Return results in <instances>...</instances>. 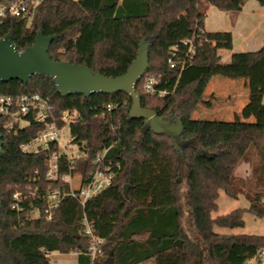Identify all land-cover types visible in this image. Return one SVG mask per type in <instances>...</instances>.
<instances>
[{
	"label": "trees",
	"instance_id": "obj_1",
	"mask_svg": "<svg viewBox=\"0 0 264 264\" xmlns=\"http://www.w3.org/2000/svg\"><path fill=\"white\" fill-rule=\"evenodd\" d=\"M202 0H40L30 23L6 15L0 21V39L9 36L16 50L35 42L38 32L55 35L48 48L54 61L82 64L105 77L126 73L141 47L149 53L144 76H158L163 95L143 92L142 79L135 88L141 106L153 110L171 124H181L180 132L154 133L146 119L129 116L131 99L124 92L94 93L90 96H63L47 75H33L26 82H0V93H39L48 98L51 113L58 119L62 111L75 112L68 125L71 143L86 153L72 168L62 156L58 174L80 175L86 184L98 164L96 152L106 149L103 163L110 167V184L87 198L84 205L64 195L52 210L51 218H30L34 207L43 209L44 200L34 201L28 191L70 185L47 180L50 149L22 153L20 144L44 128L30 113L29 125L9 132L0 125V264H49L48 254L77 253V264H264V235L221 234L219 228L244 224V210L264 215V193L257 192L248 208L235 209L213 217L218 192L236 198L234 173L250 147H254L264 167V122H235L197 119L192 116L214 75L234 78L254 72L264 74V45L254 51L232 53L220 66L218 50L232 48L228 31L204 30ZM217 9L236 12L247 0H206ZM264 5V0H257ZM192 40L193 53L182 42ZM174 68L168 58L171 51ZM204 70L181 81L185 69ZM226 64V65H227ZM243 66V69H239ZM112 104L110 113L100 115L98 107ZM65 123L58 122L60 127ZM211 155H200L199 151ZM187 190L181 194V176ZM129 184L127 198L123 186ZM21 192L19 208H13L14 194ZM188 225L184 226V219ZM86 218L95 236L102 239V254L91 262Z\"/></svg>",
	"mask_w": 264,
	"mask_h": 264
},
{
	"label": "built area",
	"instance_id": "obj_2",
	"mask_svg": "<svg viewBox=\"0 0 264 264\" xmlns=\"http://www.w3.org/2000/svg\"><path fill=\"white\" fill-rule=\"evenodd\" d=\"M39 1L40 0H0V21L6 15H10L11 17L14 16L25 19L27 24L30 23L35 6ZM182 43L188 46V55L193 53L192 40H184ZM175 54L176 52L174 50L171 51V55L168 58L170 68H174L175 66V61L173 60ZM184 65L183 62L182 68ZM186 67L183 69H186ZM141 79L144 93L157 96L165 93V90L160 87L159 75H143ZM112 107L113 105L111 103L100 106L98 107V113L100 115L110 113ZM51 109L52 107L51 104H49L48 98L42 97L39 93H0V125L7 131L14 133L28 126L29 120L26 119V116L30 113L33 115L34 120L45 124L42 130L24 140L19 148L22 153H38L47 149L49 150L51 144L55 143L57 149H53L48 153L46 164L47 172L45 177L47 180H58L61 177L58 174V161L62 156L69 162V167L72 168L75 160L85 156L86 153L82 151L80 147L71 143V135L69 140H64L62 143L63 135L61 134V130L63 127H60L58 122L63 121L65 123L64 125H69L75 121V112L64 110L58 119H56L53 117ZM74 146L76 147L75 150L72 149ZM61 147H64L63 150H60ZM106 152V149L96 152L94 163H97L98 166L90 175L86 184L83 185L80 183L79 179V187L73 189L70 186L68 191H62L59 188L45 191H37L35 188V190L28 191L34 201H45L43 209L34 207L29 213V217L33 219L43 215L49 219L51 218L50 215L52 210L57 207L60 199L64 197V195L76 197L79 199V202L84 205L87 198L94 196L97 192L108 186L112 178V173L110 167L103 163ZM72 176L73 175L65 174L61 177V181L63 183L67 182L70 185L69 180ZM21 196V192H16L14 194L15 203L13 208H19V199ZM83 223V231L85 235L88 236L87 254L91 262H93L97 260L103 252V248L101 247L102 239L94 235L86 218L83 219Z\"/></svg>",
	"mask_w": 264,
	"mask_h": 264
},
{
	"label": "water",
	"instance_id": "obj_3",
	"mask_svg": "<svg viewBox=\"0 0 264 264\" xmlns=\"http://www.w3.org/2000/svg\"><path fill=\"white\" fill-rule=\"evenodd\" d=\"M55 35H43L38 32L35 42L22 51H17L9 36L0 39V82L19 80L26 82L33 75L49 76L55 84L56 91L63 95H85L94 93L113 94L124 92L131 99L130 118L148 120L151 130L159 134L164 131L180 132L181 124H171L162 117H156L153 110L141 106V101L135 91L148 67V51L141 47L138 56L126 69V73L118 77L107 78L100 71L93 72L82 64H71L66 61H54L48 55V48ZM2 139L0 132V151ZM200 155L208 157L211 154L199 151ZM129 184L123 186V196L127 198ZM111 252L106 258L111 263Z\"/></svg>",
	"mask_w": 264,
	"mask_h": 264
},
{
	"label": "rangeland",
	"instance_id": "obj_4",
	"mask_svg": "<svg viewBox=\"0 0 264 264\" xmlns=\"http://www.w3.org/2000/svg\"><path fill=\"white\" fill-rule=\"evenodd\" d=\"M205 1L202 0V6L206 5ZM224 59V54H222L221 62ZM227 63H221L220 67L226 70L232 69ZM204 69L199 68L197 66H190L187 72L181 77V81H186L190 79V77L202 72ZM220 71V69H215ZM216 78L227 79L231 81L235 85H239L241 80L246 78L249 89L254 88V81L252 76L243 75L242 79L234 77L233 79L216 75ZM231 97L224 93H215L212 94L210 92L209 86L206 88L205 92L202 95L201 102L198 104L197 108L193 112L192 116L197 119H213L220 121H243V122H264V105L262 103H255L250 105H242L239 104L232 108L229 101ZM61 134L63 135L62 143L64 140H69V127L68 125H64ZM64 147H61L60 150H63ZM73 150L76 149L74 146ZM79 179L80 175L75 173L69 180L70 186L73 189L79 187ZM234 184L238 190V196L236 198L227 196L223 191L218 192L217 209L212 213L213 217L226 215L232 210L248 208L250 206V199L257 192L264 193V167L259 160L256 150L254 147H250L246 153L244 160L240 162V165L235 170L234 176ZM181 194L184 195L187 186L184 175L181 176V184H180ZM244 224L242 227L236 228H219L214 226L216 232L221 234L226 233H234V234H254V235H264V215L263 216H254L250 211L244 210L243 213ZM188 225V218L184 219V226ZM49 261L52 264H67L66 259L72 258L70 256L61 257V254L57 251L50 252L48 254ZM139 264H154V262L149 259L146 262Z\"/></svg>",
	"mask_w": 264,
	"mask_h": 264
},
{
	"label": "crops",
	"instance_id": "obj_5",
	"mask_svg": "<svg viewBox=\"0 0 264 264\" xmlns=\"http://www.w3.org/2000/svg\"><path fill=\"white\" fill-rule=\"evenodd\" d=\"M204 1L206 5L204 8L203 6L201 7L205 14L204 30L211 32L228 31L232 35V48L230 50H218L220 64L228 63L232 53L254 51L264 45V5H261L257 0H247L241 10L228 12L219 10L206 0ZM222 54H224V59L221 62ZM189 68L186 67L184 73ZM243 68V66H239V69ZM215 69H220L221 71L223 68L217 66ZM243 75L240 74L237 78L242 79ZM248 76L256 79L252 89H249V83L246 78L241 80L239 85H235L227 79L216 78V75L210 79L208 86L212 94L224 93L230 96L231 98L227 103H230L232 108L239 104L253 105L262 103L264 105V74L254 72ZM66 256L72 257L66 259L67 264H77V253L61 254V257L65 258ZM49 264H52V262L49 261Z\"/></svg>",
	"mask_w": 264,
	"mask_h": 264
}]
</instances>
